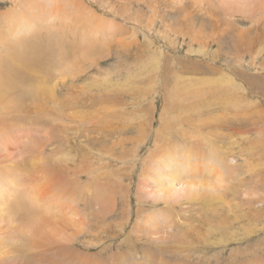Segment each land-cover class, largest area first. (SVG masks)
<instances>
[{
	"label": "rangeland",
	"instance_id": "obj_1",
	"mask_svg": "<svg viewBox=\"0 0 264 264\" xmlns=\"http://www.w3.org/2000/svg\"><path fill=\"white\" fill-rule=\"evenodd\" d=\"M0 59V264H264V0H0Z\"/></svg>",
	"mask_w": 264,
	"mask_h": 264
},
{
	"label": "bare ground",
	"instance_id": "obj_2",
	"mask_svg": "<svg viewBox=\"0 0 264 264\" xmlns=\"http://www.w3.org/2000/svg\"><path fill=\"white\" fill-rule=\"evenodd\" d=\"M17 44H19V47L21 48V50L22 51H20V53L19 52H15L14 54H13V56H12V58H15V57H17V55H18V53H19V55H18V57H17V59H16V61L19 63H27L28 64V66H29V68H32V70H34V69H38V68H36V64H38V65H40L43 61H46L47 60V58H41V55L39 54V58L37 59H35V60H33V57L36 55V54H38V52L36 51V48H32V47H30L29 46V42L27 41V40H25V39H20L18 42H17ZM28 45V46H27ZM26 46V47H25ZM28 53H30V54H28ZM41 59H44L43 61L41 60ZM42 61V62H41ZM40 63V64H39ZM15 65H13L12 63L11 64H9V62L7 63V64H4V65H2V63H1V59H0V88H4V89H8V88H11L12 87V80L9 82V80H6L2 75L3 74H8L9 76H11V77H15L16 76V74L14 73V71H15V69H14V71H13V67H14ZM3 70L5 71V72H3ZM17 72V71H16ZM2 74V75H1ZM46 93V92H45ZM191 171H192V166H191V169H190ZM173 177V176H172ZM177 176H175V178H176ZM174 178V179H175ZM13 180V179H12ZM176 180V179H175ZM168 187H169V185H168ZM189 188H190V190L192 191L193 190V188H192V186L191 185H189L188 186ZM166 188V190L168 189L167 187H165ZM170 188V187H169ZM176 189V188H175ZM170 192V194L172 193V192H176V191H174V188L173 187H171L170 189H168ZM161 192V191H160ZM164 192H166V191H164ZM165 194V193H164ZM1 198V197H0ZM4 199V198H3ZM32 199V198H31ZM29 201H31L30 199H28ZM4 201V200H3ZM8 202H9V200H8ZM20 206L21 207H26V205H25V203H23V201L21 202V203H17L16 202V204L15 205H13V207L11 206H7L9 209H8V211H14V210H18V209H20ZM32 206H34V208H28V210L29 211H31V213H33V214H36L37 212H38V210L37 209H35V205H32ZM5 207V206H4ZM47 212V211H46ZM39 213V212H38ZM40 217H41V219H42V224L43 225H46V220H45V215H43V213H41L40 212V215H39ZM44 216V217H43ZM40 219V218H39ZM26 224H27V226L29 227V229L31 228V230L34 232V233H37V234H43L44 233V231H42V229H38V228H33L32 226H34V221L33 220H29V221H27L26 222ZM30 230V231H31ZM45 234V233H44Z\"/></svg>",
	"mask_w": 264,
	"mask_h": 264
}]
</instances>
